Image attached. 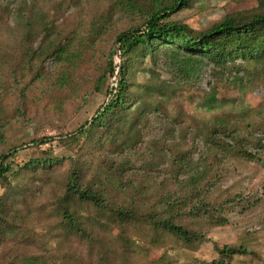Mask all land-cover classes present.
<instances>
[{
    "label": "rangeland",
    "instance_id": "obj_1",
    "mask_svg": "<svg viewBox=\"0 0 264 264\" xmlns=\"http://www.w3.org/2000/svg\"><path fill=\"white\" fill-rule=\"evenodd\" d=\"M156 2L0 0V153L17 147L6 160L12 168L8 176L13 191L0 184V195L11 197L9 190L19 194V222L32 239L23 243L19 236L0 233V264H9L21 253H36L38 247L54 253L56 264H95L105 244L118 252V231L106 222L91 221V209H83L84 216L77 221L82 228H89L93 239L73 228L58 227L56 200L61 177L68 168V156L79 154L75 143L60 138L89 121L107 101L117 77L106 74L101 81L99 77L111 51H116L114 62L120 63L115 36L140 25ZM261 7L264 0H189L188 6L176 8L170 19L201 29L224 16ZM162 74L163 79H169L167 73ZM146 75L137 72L140 81ZM213 91V98H208ZM179 93L188 114L185 123L192 129L199 121L230 114L224 116L236 121L237 136L244 145L255 141V132H264L261 63L236 58L224 66L208 64L200 83L183 84ZM157 130L155 126L147 129L144 143L125 152L135 164V184L116 191V198L140 211L171 215L173 221L203 233L206 240L191 249L166 235L150 239L143 226L131 228L126 233L127 263L211 264L218 257L216 243L242 245L250 251L235 255L230 264H264V150L257 149L254 158L236 154L235 146L224 152L206 150L192 140L189 131L188 140L180 138L169 147L171 157L178 158L186 151L193 166L199 165L194 170L199 182L194 186L187 184V172H179L175 179V163L161 145L162 140L166 145L174 140L168 135L162 138L164 132ZM46 137L54 139L40 143ZM151 138L158 140L148 143ZM88 149L81 158L90 166L99 149ZM41 152L63 158L46 175L38 167L24 166ZM200 200L208 202V215L191 212L190 206ZM166 204H171L170 210L164 209ZM114 257L115 264H120L118 253Z\"/></svg>",
    "mask_w": 264,
    "mask_h": 264
},
{
    "label": "trees",
    "instance_id": "obj_2",
    "mask_svg": "<svg viewBox=\"0 0 264 264\" xmlns=\"http://www.w3.org/2000/svg\"><path fill=\"white\" fill-rule=\"evenodd\" d=\"M188 4L189 0H157L140 25L130 26L116 34L114 43L120 63L114 62L116 51H111L104 73L99 77L101 81L106 74L116 75L115 87L108 91L107 101L96 109L89 121L60 138L65 143H75L79 154L68 156V168L61 177L60 195L56 200L60 216L58 227L73 228L93 239L89 228H82L77 221L83 218V209H91V221L106 222L119 234L118 252L105 244L95 264H115V253L121 258L120 264H128L126 233L131 228L138 230L139 226H143L150 239L158 240L161 235H166L191 249L206 240L203 233L178 223L177 219L173 221L171 215L140 211L116 198V191H126L129 185L135 184L132 173L135 164L125 152L135 151L137 144L144 143L147 129L155 126L158 132H164L162 138L168 135L174 140L168 145L162 140L161 145L166 157L175 163V179L179 172H187L184 173L188 174L187 184L194 186L199 182L198 177H194V170L199 165L193 166V160L186 151L178 158L171 157L169 147L180 138L188 140L189 131L193 132L192 140L201 143L206 150L224 152L235 146L236 154L246 158H254L257 149L264 150V132H255V141L244 145L237 136L236 121L224 116L230 114L215 115L210 122L199 121L195 129L190 128L185 123L188 114L179 93L183 84L200 83L208 64L224 66L236 58L261 63L264 77V7L227 15L208 27L194 29L182 21L170 19V14L178 6ZM137 72L147 75L140 81ZM163 72L169 75V79H163ZM212 94L214 91L208 98ZM52 139L46 137L40 139V143ZM156 140L151 138L147 142ZM92 146L99 149V154L89 166L81 154L89 152L88 147ZM16 149L13 146L8 153H0V184L12 191L8 176L12 168L6 160ZM62 160L51 153L41 152L40 156L30 159L24 166L30 169L38 167L46 175L54 171L53 164ZM12 191H8L11 197L0 195V233L6 237L19 236L20 242L28 243L29 239L32 240L30 233L19 222L22 200L19 194ZM207 206V201L200 200L191 205L190 210L208 215ZM164 209L170 210L171 204H166ZM144 231L139 234L140 237L144 236ZM213 245L218 257L211 264H230L235 255L250 253L242 245ZM38 249L36 253L15 256L9 264H56L58 258L54 253L43 247Z\"/></svg>",
    "mask_w": 264,
    "mask_h": 264
}]
</instances>
